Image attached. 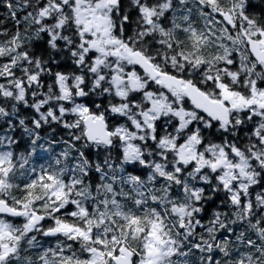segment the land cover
I'll return each mask as SVG.
<instances>
[{
    "label": "snow or ice",
    "instance_id": "obj_1",
    "mask_svg": "<svg viewBox=\"0 0 264 264\" xmlns=\"http://www.w3.org/2000/svg\"><path fill=\"white\" fill-rule=\"evenodd\" d=\"M0 9V264H264V0Z\"/></svg>",
    "mask_w": 264,
    "mask_h": 264
},
{
    "label": "trees",
    "instance_id": "obj_2",
    "mask_svg": "<svg viewBox=\"0 0 264 264\" xmlns=\"http://www.w3.org/2000/svg\"><path fill=\"white\" fill-rule=\"evenodd\" d=\"M0 10H2V9H0Z\"/></svg>",
    "mask_w": 264,
    "mask_h": 264
}]
</instances>
